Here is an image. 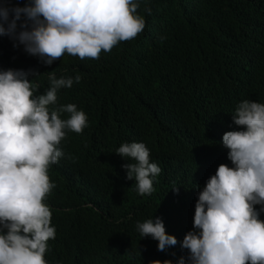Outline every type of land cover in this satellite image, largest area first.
<instances>
[{
	"label": "trees",
	"instance_id": "trees-1",
	"mask_svg": "<svg viewBox=\"0 0 264 264\" xmlns=\"http://www.w3.org/2000/svg\"><path fill=\"white\" fill-rule=\"evenodd\" d=\"M139 3L144 30L102 51L99 59L65 53L45 65L0 35V70L34 69V95L50 87V73L73 78L71 88L58 90L50 110L75 104L88 117L82 133L67 131L58 146L65 155L48 169L55 187L44 203L56 235L48 241L47 264H178L181 257L187 262L180 242L194 230L198 193L220 164L231 166L222 136L238 127L232 113L245 99L264 103V0ZM25 20L21 15L18 30ZM131 142H143L161 168L150 195L136 191L122 168L130 161L115 153ZM156 217L177 238L164 251L136 228ZM259 218L264 220V211Z\"/></svg>",
	"mask_w": 264,
	"mask_h": 264
},
{
	"label": "clouds",
	"instance_id": "clouds-1",
	"mask_svg": "<svg viewBox=\"0 0 264 264\" xmlns=\"http://www.w3.org/2000/svg\"><path fill=\"white\" fill-rule=\"evenodd\" d=\"M12 1L0 3V35L18 41L45 65L65 53L99 59L102 51L110 52L145 28L137 14L139 0H31L8 8ZM144 11L151 15L152 9L146 5ZM21 15L26 20L18 30ZM38 74L34 69L0 70V264H47L48 241L56 235L44 203L55 187L48 169L64 157L58 146L67 131L80 134L88 123L75 104L50 110L58 90L71 88L73 78L50 73V87L34 95L29 76ZM80 80L76 75L75 82ZM232 120L237 129L222 136L231 166L220 164L198 193L194 230L180 242L188 250L187 262L181 257L178 264H264V220L259 218L264 211V103L242 100ZM115 153L130 161L122 168L127 179L135 180L136 191L152 194L161 168L151 162L146 145L123 143ZM136 228L141 237L158 241L159 251L177 244L160 217L138 222Z\"/></svg>",
	"mask_w": 264,
	"mask_h": 264
}]
</instances>
